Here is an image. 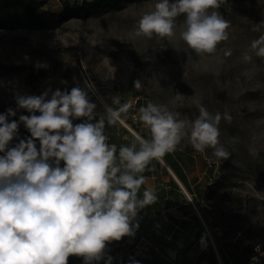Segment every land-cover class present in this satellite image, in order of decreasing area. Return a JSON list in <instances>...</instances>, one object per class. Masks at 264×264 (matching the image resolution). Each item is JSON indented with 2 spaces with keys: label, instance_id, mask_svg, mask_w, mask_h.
I'll return each instance as SVG.
<instances>
[{
  "label": "clouds",
  "instance_id": "9594fccd",
  "mask_svg": "<svg viewBox=\"0 0 264 264\" xmlns=\"http://www.w3.org/2000/svg\"><path fill=\"white\" fill-rule=\"evenodd\" d=\"M217 8L218 0H158L154 10L141 17L134 34L172 37L175 20L183 15V41L198 54H211L229 39L230 22L210 11ZM261 28L264 22L253 31ZM250 53L264 57V35L251 42L242 54L244 61H251ZM141 86L135 81L136 89ZM92 90L94 85L85 81L83 88L70 91L17 95L18 107L31 115H21L18 123L9 122L16 116L13 109L0 114V153H4L0 155V264H68L70 256L83 257L84 264L99 262L109 242L135 234L138 213L157 201L151 187L138 195L153 159L175 151L186 136L196 151L212 148L218 159L229 156L220 145L218 127L222 119L231 122L228 112L213 115L198 104L194 120L178 119L166 106L152 102L139 108V120L150 129L151 139L137 137L130 146H121L117 155V146L107 142L106 126L122 123V114L132 102L122 103L119 95L114 96L112 106L105 104L100 115L89 98ZM73 119L85 122L74 126ZM20 124L30 138L8 148ZM250 154L258 155L255 149Z\"/></svg>",
  "mask_w": 264,
  "mask_h": 264
},
{
  "label": "rangeland",
  "instance_id": "374dc122",
  "mask_svg": "<svg viewBox=\"0 0 264 264\" xmlns=\"http://www.w3.org/2000/svg\"><path fill=\"white\" fill-rule=\"evenodd\" d=\"M67 1L76 13L69 14L61 0L45 1V11L65 17L54 28L0 27V110L16 111L9 122L31 115L18 107L17 95L83 88L88 77L108 106L117 95L122 103L132 102L121 117L128 124L131 114L139 118V108L149 102L166 106L178 119L194 120L198 104L213 115L228 112L231 122L222 119L218 126L220 145L229 153L226 159L216 158L212 148L196 151L187 136L176 150L201 159L205 168L212 166L218 178L230 169L223 167L229 161L234 172L230 189L243 198L246 223L260 232L264 219V57L250 53L251 61H244L242 54L264 35V28L253 31L264 22V0H218L219 8L210 11H218L230 22L229 39L211 54H198L183 41V15L176 18L172 37L135 36L139 20L154 10L158 0L125 1L121 10L96 9L91 14L82 0ZM226 50H231V56L224 55ZM137 80L142 83L139 89L135 88ZM89 98L97 105L96 113H104L105 106L90 91ZM83 122L73 119L74 126ZM250 149L258 155H251ZM224 208L232 210L228 205ZM218 214L226 225V215ZM244 235L248 246L259 242Z\"/></svg>",
  "mask_w": 264,
  "mask_h": 264
},
{
  "label": "crops",
  "instance_id": "0c3cea01",
  "mask_svg": "<svg viewBox=\"0 0 264 264\" xmlns=\"http://www.w3.org/2000/svg\"><path fill=\"white\" fill-rule=\"evenodd\" d=\"M124 121L125 128L119 122L108 126L113 135L108 136V141L117 146V155L121 146H130L137 137L151 139L149 128L141 121L138 125L131 118L129 124ZM123 128L127 133L122 132ZM165 156L167 161L163 157L153 159L143 173L147 182L138 195L142 196L145 188L151 187L158 199L138 213L133 221L139 224L135 234L120 240L125 251L131 252L138 235L144 233L171 261L158 257L162 264H243L246 241L242 233L231 238L224 236L218 211L204 203L207 186L218 178L213 167L205 168L201 159L176 149Z\"/></svg>",
  "mask_w": 264,
  "mask_h": 264
},
{
  "label": "trees",
  "instance_id": "16d2710c",
  "mask_svg": "<svg viewBox=\"0 0 264 264\" xmlns=\"http://www.w3.org/2000/svg\"><path fill=\"white\" fill-rule=\"evenodd\" d=\"M46 0H0V27L5 28H28V29H50L54 28L56 24L60 23L65 17H60V15L54 12H48L44 10V7L47 5ZM63 1V6L68 13H76L74 11L75 7L71 6L70 2L67 0ZM78 1V0H77ZM83 6L87 8V13L95 11L96 9H105V10H121L125 1H136V0H91V2L82 0ZM78 15V14H77ZM67 16V15H66ZM42 75V73L37 72ZM32 77V73H30ZM34 75L33 77H35ZM0 114H6V111H1ZM98 119V118H97ZM19 123V118L15 120ZM107 136H113L110 133V130L106 131ZM122 132L127 133L123 128ZM138 134H141L137 130ZM30 138V132L26 129L23 124H20L18 133L14 139L8 145V148L15 147L21 139ZM37 149L40 148L39 141H35ZM4 155V153H0ZM163 158L167 161L166 156ZM224 168H230L224 172L222 177L217 178L212 184L207 186L205 191L204 203L205 205L210 206L214 210L221 212L226 215L227 222L224 225L223 234L224 236H236L238 232H241L242 235L250 240L254 238L258 239L259 242L254 245H260L261 249L264 251V219L262 220L263 228L259 232L256 229H251V227L246 223L248 219L242 216L244 211L243 209V198L240 194H234L230 189L232 187V172L231 164L229 161L224 162ZM225 205L232 207V210L226 211L224 208ZM245 229V230H244ZM120 241H112L106 245L104 258L99 262H93V264H107L108 259L111 258V264H162L161 259L158 257H153L151 259L145 260L139 257L136 254H130L128 256L120 257L121 254L125 253L124 248L122 247ZM254 245H246L242 254L244 255L243 264H246L249 259ZM68 264H84L83 257L70 256Z\"/></svg>",
  "mask_w": 264,
  "mask_h": 264
},
{
  "label": "built area",
  "instance_id": "2783aa9c",
  "mask_svg": "<svg viewBox=\"0 0 264 264\" xmlns=\"http://www.w3.org/2000/svg\"><path fill=\"white\" fill-rule=\"evenodd\" d=\"M86 81H88L94 85V90H92L90 92H92L94 97L103 106H105L106 102H105L103 96L101 95V92L97 89L96 85L93 83L91 78L88 77V79H86ZM130 118H131V121H133L134 125L139 124V118L135 113L131 114ZM122 124H124V123L122 122ZM128 130L131 131L130 128H128ZM107 142L109 143V141H107ZM190 203L194 207V209L197 210L194 202L190 201ZM197 212H198L199 216H201L200 215L201 213L198 210H197ZM205 230H206V233L208 234L206 228H205ZM122 247L125 250L124 244H122ZM133 253L138 255L142 259H145V260L151 259L153 257H161L165 261L171 262L170 259L167 256H165L164 253H162V251L159 249L157 244L155 242H153L152 238L149 235H146L144 233H140L138 235V238L136 240V243L134 244L132 251L131 252L125 251V253L121 254L120 257L128 256V255L133 254ZM220 264H221V262H220ZM246 264H264V251L261 249L260 245L256 244L252 247L251 255H250L249 259L247 260Z\"/></svg>",
  "mask_w": 264,
  "mask_h": 264
}]
</instances>
